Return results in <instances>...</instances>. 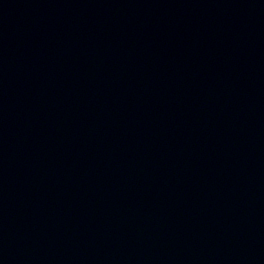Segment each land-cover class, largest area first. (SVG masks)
<instances>
[{
  "label": "water",
  "instance_id": "1",
  "mask_svg": "<svg viewBox=\"0 0 264 264\" xmlns=\"http://www.w3.org/2000/svg\"><path fill=\"white\" fill-rule=\"evenodd\" d=\"M0 264H264V0H207L5 129Z\"/></svg>",
  "mask_w": 264,
  "mask_h": 264
}]
</instances>
